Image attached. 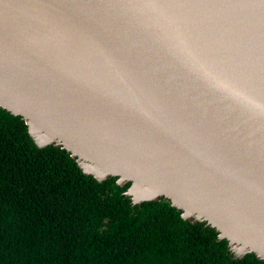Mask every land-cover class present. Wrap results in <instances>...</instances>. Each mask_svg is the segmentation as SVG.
<instances>
[{
	"label": "water",
	"instance_id": "95a60500",
	"mask_svg": "<svg viewBox=\"0 0 264 264\" xmlns=\"http://www.w3.org/2000/svg\"><path fill=\"white\" fill-rule=\"evenodd\" d=\"M0 108L264 261V0H0Z\"/></svg>",
	"mask_w": 264,
	"mask_h": 264
},
{
	"label": "trees",
	"instance_id": "16d2710c",
	"mask_svg": "<svg viewBox=\"0 0 264 264\" xmlns=\"http://www.w3.org/2000/svg\"><path fill=\"white\" fill-rule=\"evenodd\" d=\"M131 183L99 182L69 152L37 146L0 108V264H264L161 199L133 206Z\"/></svg>",
	"mask_w": 264,
	"mask_h": 264
}]
</instances>
